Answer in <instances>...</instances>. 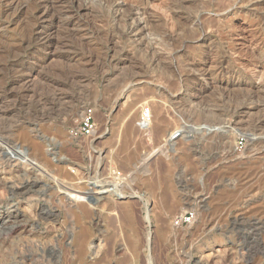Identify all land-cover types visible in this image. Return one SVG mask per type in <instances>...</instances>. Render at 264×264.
<instances>
[{"label":"rangeland","instance_id":"374dc122","mask_svg":"<svg viewBox=\"0 0 264 264\" xmlns=\"http://www.w3.org/2000/svg\"><path fill=\"white\" fill-rule=\"evenodd\" d=\"M68 1L84 5L81 25L55 34L49 50L29 32L31 0L32 11L0 28V110L11 111L0 128L43 127V151L56 147L65 162L58 169L47 152L51 188L26 196L9 185L37 173L0 166V209L19 201L13 221L23 222L0 233V264H264V0ZM35 71L36 93L15 97L12 78ZM87 107L98 134L73 138ZM50 177L79 203L55 197Z\"/></svg>","mask_w":264,"mask_h":264},{"label":"bare ground","instance_id":"6f19581e","mask_svg":"<svg viewBox=\"0 0 264 264\" xmlns=\"http://www.w3.org/2000/svg\"><path fill=\"white\" fill-rule=\"evenodd\" d=\"M32 3L35 5V11H34V18L35 19V23H34V27L33 29H31L29 32H31L30 34L32 35V37H34V39L36 40H39L42 44H43V48L45 50H49L50 49V46L52 45L51 41L53 39V37L56 35H58L57 33H60L61 31H64V32H69L71 30H74L73 27H76L78 24L81 25V23H79V16H80V13L82 10H84V8L80 7V4L78 7H74V5H72L68 0H31ZM71 1V0H70ZM74 1V0H73ZM30 2V0H29ZM28 2L23 1V0H0V28L2 25L4 24H7L8 26L10 25H14L16 23H18L20 17L22 16V14L24 12L27 11V9H30L31 8H28V5H27ZM31 3V4H32ZM32 4V5H33ZM30 5V4H29ZM82 5V4H81ZM77 6V5H76ZM30 7V6H29ZM86 7V6H85ZM32 8V9H33ZM32 11V10H31ZM28 13V12H27ZM26 15V14H25ZM31 15V14H30ZM33 15V13H32ZM29 16V15H28ZM33 17V16H32ZM30 17V18H32ZM51 18H54V19H51ZM25 20V19H24ZM34 21V20H33ZM33 23V22H32ZM31 23V24H32ZM32 26V25H31ZM80 27V26H78ZM7 28V27H5ZM28 28V27H27ZM30 28V27H29ZM32 28V27H31ZM73 28V29H72ZM77 28V27H76ZM2 29V28H1ZM82 30V29H81ZM80 30V31H81ZM75 31V30H74ZM73 31V32H74ZM29 34V35H30ZM28 35V36H29ZM27 36V37H28ZM23 38V37H22ZM30 39V37H28ZM18 39H21V38H18ZM29 39L27 41H29ZM59 39V38H58ZM24 40V39H22ZM68 40V39H67ZM20 44V40H17ZM26 41V42H27ZM33 41V40H32ZM17 42V44H18ZM34 42V41H33ZM28 43V42H27ZM26 43V44H27ZM40 43V44H41ZM16 44V43H15ZM33 44V43H31ZM39 44V43H37ZM22 45V44H21ZM23 46V45H22ZM30 46V45H28ZM27 46V48H28ZM40 46V45H39ZM60 46V45H59ZM69 46V45H68ZM9 47V46H8ZM13 47V46H12ZM18 48V45L16 46ZM31 47V46H30ZM33 47V46H32ZM52 47V46H51ZM16 48V49H17ZM8 49V48H7ZM6 49V50H7ZM14 49V48H13ZM61 49V48H60ZM9 50V49H8ZM30 50V49H29ZM25 51V49H24ZM27 51V50H26ZM25 51V52H26ZM31 51V50H30ZM9 53V52H8ZM18 53V52H17ZM25 54V53H24ZM28 54V53H27ZM31 54V53H30ZM54 55H57L58 57H62L63 55L61 53L57 54V53H53ZM26 55V54H25ZM34 55V54H32ZM14 56V55H13ZM21 56V54L19 55ZM27 56V55H26ZM29 56V55H28ZM18 57V56H17ZM31 57V56H30ZM29 58V57H28ZM1 59V58H0ZM11 59V58H10ZM9 59V60H10ZM72 59V58H71ZM30 62L29 64H33L32 63V60L28 61ZM12 63V62H11ZM10 63V64H11ZM36 64V63H34ZM42 64L44 65H40V69L41 71H45L47 70V66L45 67V61L42 60ZM47 64V63H46ZM17 65V63H16ZM37 66H39V63L37 64ZM14 67V66H13ZM26 68V67H25ZM22 69V68H21ZM57 69V68H56ZM4 70V69H3ZM2 70V71H3ZM23 70V69H22ZM52 70V69H51ZM12 72V71H11ZM52 72V71H51ZM39 73L40 71L37 73L36 71L35 72H32L31 74L29 75H25V76H22V78L19 76H16V78H12L11 80V83H10V89L11 91L15 88L14 86H17V85H21L20 87V91L19 92H22L23 94H16L15 97L17 98H27L29 96V93L34 91V87H35V79H36V76L39 77ZM54 73V72H53ZM2 74V73H1ZM18 75V74H17ZM45 75V74H44ZM7 76V75H6ZM14 76V75H13ZM5 77V76H4ZM24 77V78H23ZM262 77V76H261ZM41 78H43V76L41 75ZM45 78V77H44ZM260 79V78H259ZM40 82V81H39ZM80 82V81H79ZM82 84V83H81ZM40 85V84H39ZM45 85V84H44ZM82 87V86H81ZM15 91V90H14ZM13 91V92H14ZM18 91V89H17ZM11 93V92H10ZM36 93V92H35ZM14 94V95H15ZM34 97V96H33ZM165 97V96H164ZM167 97V95H166ZM163 99V98H162ZM166 99V98H165ZM23 100V99H22ZM31 100V99H30ZM63 100V99H62ZM167 100V99H166ZM165 100V101H166ZM168 101L173 102V98L168 96ZM40 102V101H39ZM69 102V101H68ZM167 102V101H166ZM41 103V102H40ZM60 103V102H59ZM39 104V103H38ZM69 104V103H67ZM2 105V104H1ZM0 105V106H1ZM156 106V105H155ZM7 107V106H6ZM157 107V106H156ZM1 108V107H0ZM158 108H160L158 106ZM177 110V109H176ZM156 111L157 108H156ZM179 111V110H178ZM182 111V110H181ZM10 109H7V110H0V120H4V116H6L8 113H10ZM71 112V111H70ZM74 113V112H73ZM77 113V112H76ZM162 113V107L159 109L158 112H155L154 108H144L143 109V115H142V121H144V123L141 121L140 125L139 126H146L145 123H148L152 120V118H155L156 114H161ZM75 114V113H74ZM145 114V115H144ZM185 115V114H184ZM132 118V117H131ZM135 118V117H134ZM134 118H132L130 120V123L127 124V128H128V125H129V128L132 126V123L134 121ZM6 120V119H5ZM165 116H161L160 117V123L164 124L165 123ZM161 124V125H162ZM198 125V124H197ZM196 125V126H197ZM11 126V125H10ZM5 127V128H0V166L2 168H4L5 166L9 165L11 166V168H19V166L22 165L23 169H25L26 172H24L26 174V176H28L31 171L33 172H36L37 175H38V178L36 180H34L33 182H30L28 179H24L22 180L21 182L19 181V183L14 184L13 183H8L9 185V191L14 195L15 193H18V194H22L24 196L26 195H29L31 193H37L39 192V190L42 188V187H49V184H47V181L45 180L47 178V171H46V168H47V152L48 154H50L51 156L54 155V159H56L57 161V167L58 169H61L63 167V164L61 165V163L64 161L63 157L61 158L58 151H57V148L54 147L53 149H49V150H45L43 151L42 147L43 145L47 144L49 142V137L46 136L45 134V131L42 130L43 127H33V128H30V127ZM169 126V125H168ZM149 127V126H148ZM158 127V126H157ZM156 127V128H157ZM128 128V129H129ZM206 128V127H205ZM47 129V128H45ZM131 129V128H130ZM143 129V128H142ZM220 128L218 129H214V132L215 131H218ZM160 130V129H159ZM163 130V128H162ZM209 130V128L207 129V131ZM148 131V130H147ZM210 131V130H209ZM213 131V129L211 130ZM47 132V130H46ZM48 135V134H47ZM174 137V133L172 134V139ZM223 137L226 138V135L223 134ZM224 138V139H225ZM57 144V143H56ZM264 144V142H263ZM62 145V144H61ZM263 147V146H262ZM259 148V147H258ZM261 149V147H260ZM260 149H258L257 151H260ZM231 149L227 150V151H230ZM254 153L256 152V150L252 149L251 150V153ZM228 153V152H227ZM226 153V154H227ZM231 153V152H230ZM232 154V153H231ZM228 156V155H227ZM50 158V157H49ZM230 157H228L229 159ZM233 157H231L232 159ZM91 159V158H90ZM226 159V162L227 161V158ZM91 161V160H90ZM92 162V161H91ZM65 163V162H63ZM21 164V165H20ZM49 164V163H48ZM60 164V165H59ZM1 169V168H0ZM18 170V169H17ZM6 171V170H5ZM20 170H18L19 172ZM74 171V170H73ZM22 172V171H21ZM23 173V172H22ZM3 174V170L0 171V177L1 175ZM12 174V173H10ZM18 174V173H17ZM77 174V173H76ZM82 174V173H81ZM113 174V173H112ZM115 174V173H114ZM113 174V175H114ZM9 175V174H8ZM23 175V174H22ZM31 175V174H30ZM53 175V174H52ZM112 175V176H113ZM33 176V174H32ZM34 176H35V173H34ZM81 176V175H80ZM85 176V175H84ZM115 176V175H114ZM113 176V177H114ZM6 177V176H5ZM22 177V176H21ZM73 177V176H72ZM83 177V175H82ZM24 178V177H23ZM28 178V177H27ZM31 178V176H30ZM7 179V177H6ZM32 179V178H31ZM50 179H52L50 177ZM53 178V182H54V187L52 189H54V196L57 197L58 199H66V198H70L72 199V201H76L77 203H79L80 199V196L77 197V195H68V192L67 191H64V184L59 182L61 180ZM4 180V179H3ZM2 180V181H3ZM14 180V179H13ZM9 181V180H8ZM118 181V178H114V181H111V186H114L116 188L114 189H117V186L121 184V182ZM65 183V182H64ZM80 184V183H79ZM91 184V183H90ZM7 185V184H6ZM67 185V184H66ZM77 187V185H76ZM51 188V187H49ZM68 188V187H67ZM113 189V191H114ZM120 189V188H119ZM34 190V191H32ZM4 191V190H3ZM110 191V190H109ZM108 191V189L106 191H101V192H98V194H107V193H110ZM119 191V190H118ZM115 192V191H114ZM7 193V192H6ZM80 193V192H79ZM85 193V192H84ZM97 193V192H96ZM95 193V195H96ZM43 195L46 196L45 193H41ZM71 194V193H70ZM86 194V193H85ZM116 194V193H114ZM21 195V196H22ZM49 195V194H48ZM19 196V195H18ZM69 196V197H68ZM133 196H134V193H133ZM13 197V196H12ZM10 198V197H9ZM84 198V197H83ZM87 198V197H85ZM102 198V197H101ZM99 198V199H101ZM104 198V197H103ZM12 200V199H11ZM14 200V199H13ZM112 200V199H111ZM194 200V199H193ZM197 200V199H196ZM82 201V200H81ZM49 202V201H48ZM195 202V201H194ZM198 202V201H197ZM203 202V201H202ZM190 203V202H189ZM188 203V204H189ZM199 204V202H198ZM202 204V203H201ZM191 205V204H189ZM194 205V204H193ZM85 206V205H84ZM192 206V205H191ZM195 206H196V202H195ZM194 206V207H195ZM198 206V205H197ZM202 207V206H201ZM205 208V206H203ZM202 207V208H203ZM199 208V207H197ZM90 209V207H89ZM92 209V208H91ZM95 210V209H94ZM114 210V208H113ZM210 210V209H209ZM73 211V210H72ZM20 212H22L21 208H20V202L19 201H10V203H8L5 207V210H3L2 208L0 209V233L2 235H4L3 233H9V234H12L13 232H15L19 227H21V225H23V222L21 221H17V222H14L13 220L15 219H18L19 217V214ZM120 212V211H119ZM207 212V211H206ZM49 214V216H55V217H58L56 216L57 214L53 213L52 211H48L47 212ZM71 214V213H70ZM82 214V213H81ZM121 214V212H120ZM211 214V213H210ZM125 215V217L127 218V220H131V213L130 211L123 214ZM119 216V215H118ZM221 217V216H220ZM220 217L219 220H220ZM238 218V217H237ZM56 219V218H55ZM207 219V218H206ZM244 220V218H242ZM241 219V220H242ZM209 220L211 221V219L209 218ZM218 220V221H219ZM13 221V225L9 226L8 223L9 222H12ZM23 221V220H22ZM126 221V220H125ZM236 222V221H234ZM240 222V221H239ZM263 220H262V223L263 224ZM126 223V222H125ZM217 223V221L215 222ZM240 223H243L240 222ZM203 224V223H201ZM200 224V225H201ZM212 223L210 222L209 224H204L203 226H199L195 228V230L192 232L193 234H196V233H205L207 231V228L209 226H212L211 225ZM237 224V223H236ZM8 225V226H7ZM134 225V224H133ZM215 225H219V224H215ZM214 225V226H215ZM242 225V224H241ZM259 225V224H258ZM27 226V225H26ZM130 226V224H129ZM257 226V225H256ZM213 227V226H212ZM235 227V226H234ZM31 228V227H30ZM214 228V227H213ZM23 231V230H22ZM25 231V230H24ZM27 231V230H26ZM213 231V230H212ZM210 232V231H209ZM208 232V233H209ZM8 234V235H9ZM88 234V233H87ZM7 236V234H6ZM88 236V235H87ZM193 236V235H192ZM191 237V236H190ZM88 239V238H87ZM77 245H78V249L76 252H77V259L78 260H83L84 257H85V253H86V250H87V247H86V238L81 235L80 238L78 239L77 241ZM122 249V248H121ZM190 251V250H189ZM30 252V251H29ZM90 252V251H89ZM28 254V252H25ZM190 254V253H189ZM188 254V255H189ZM193 254V253H192ZM34 255V254H33ZM187 255V254H186ZM187 255V256H188ZM29 256V255H28ZM31 256V255H30ZM194 256V255H193ZM192 256V257H193ZM20 257V256H19ZM25 257V256H23ZM189 257V256H188ZM31 258V257H30ZM190 258V257H189ZM20 260V258H19ZM91 263V262H90ZM96 264V262H95Z\"/></svg>","mask_w":264,"mask_h":264},{"label":"built area","instance_id":"2783aa9c","mask_svg":"<svg viewBox=\"0 0 264 264\" xmlns=\"http://www.w3.org/2000/svg\"><path fill=\"white\" fill-rule=\"evenodd\" d=\"M97 134L95 112L92 107H87L80 115L77 125L71 129L70 135L73 138H94ZM189 220L190 217H183L181 221L184 223Z\"/></svg>","mask_w":264,"mask_h":264}]
</instances>
